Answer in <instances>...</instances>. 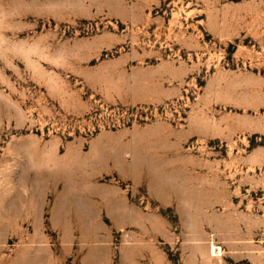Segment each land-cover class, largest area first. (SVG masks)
<instances>
[{
    "label": "rangeland",
    "instance_id": "obj_1",
    "mask_svg": "<svg viewBox=\"0 0 264 264\" xmlns=\"http://www.w3.org/2000/svg\"><path fill=\"white\" fill-rule=\"evenodd\" d=\"M0 264H264V0H0Z\"/></svg>",
    "mask_w": 264,
    "mask_h": 264
},
{
    "label": "crops",
    "instance_id": "obj_2",
    "mask_svg": "<svg viewBox=\"0 0 264 264\" xmlns=\"http://www.w3.org/2000/svg\"><path fill=\"white\" fill-rule=\"evenodd\" d=\"M120 209H122V207H120Z\"/></svg>",
    "mask_w": 264,
    "mask_h": 264
}]
</instances>
